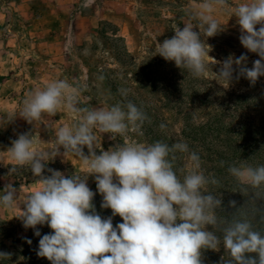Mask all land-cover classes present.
<instances>
[{
	"label": "rangeland",
	"instance_id": "374dc122",
	"mask_svg": "<svg viewBox=\"0 0 264 264\" xmlns=\"http://www.w3.org/2000/svg\"><path fill=\"white\" fill-rule=\"evenodd\" d=\"M207 2L0 0V121L5 122L0 126V197L8 184L17 189L16 206L0 207V252L11 254L9 258H0V264H51L37 255L40 237L34 235V229L25 228L18 218L26 197L40 187L39 178L28 166L9 172L15 165L8 149L23 133L33 135L36 150L53 149L57 131L81 120L80 115L66 107L59 109L54 117L46 115L32 124L19 116L30 93L57 80L79 90L81 108L108 110L131 101L147 115L142 134L130 130L127 135L112 139L111 134L97 130V155L101 150L131 141L145 145L156 141L169 145L182 142L190 152L198 154L200 171L218 181L209 183L202 191L222 200L216 210L218 224L213 229L207 226V230L221 236L220 249L204 250L202 264H223L228 259L222 229L228 222L241 218L243 212L233 209L246 208L247 201L264 206V185L252 187L228 171L231 166L252 167L253 159L264 157L263 152L250 156L263 150L261 146L255 152L249 150L261 143L256 137L253 139V134L259 137L264 134V77L254 85L240 77L226 88L219 84L218 78L212 80L211 69L218 72L219 64L212 65L206 76L194 78L186 69L158 55L156 45L171 38L176 25L182 29L191 24L211 47L210 57L222 62L229 56L235 59L246 54L247 66L251 68L259 57L241 45L240 26L233 15L235 8L248 0H227L228 7L213 8L211 17L221 26V31L213 37H206V25L199 15ZM13 112L17 116L7 122ZM161 124L166 125L163 130ZM241 129L245 130L242 135ZM63 151L61 148V155L46 167L66 177L86 178L87 169L81 159ZM83 151L88 154L86 147ZM244 153H248L250 163L243 157ZM176 157L174 170L183 180L191 170V162L188 153L177 152ZM259 164L264 165V160ZM87 185L96 193L93 199L96 212L102 218L111 216L110 209L101 208L102 196L96 190L94 177H88ZM251 198L254 200L249 201ZM231 201H235V206ZM112 222L115 226L122 220L115 216ZM37 228L41 236L51 232L46 224Z\"/></svg>",
	"mask_w": 264,
	"mask_h": 264
},
{
	"label": "clouds",
	"instance_id": "9594fccd",
	"mask_svg": "<svg viewBox=\"0 0 264 264\" xmlns=\"http://www.w3.org/2000/svg\"><path fill=\"white\" fill-rule=\"evenodd\" d=\"M228 6L227 0H209L203 5L199 15L206 25V37L221 31L211 17L213 8ZM233 15L240 26L241 45L259 57L251 68L247 66L246 54L235 59L229 56L222 62L210 57L211 47L191 24L182 29L176 25L171 38L156 42L157 54L186 69L194 78L206 76L212 65L219 64L218 72L211 69V73L212 80L218 78L221 86L227 88L240 77L254 85L264 77V0L241 3ZM78 94L75 86L63 80L30 93L19 112L29 124L46 115L54 117L63 107L80 115L81 120L57 131L53 149L36 150L30 133L20 134L8 149L15 165L9 172L28 166L40 181V187L26 197L18 216L25 228L34 229V235L40 237L37 255L51 264H202V252L218 251L221 245V236L207 230V226L213 229L218 224L216 210L222 200L202 191L218 181L200 171V157L182 142L169 145L156 141L145 145L131 141L101 150L97 155V130L111 134L112 139L127 135L130 130L142 134L148 117L131 101L108 110L81 108ZM16 116L15 112L9 114L7 122ZM3 124L0 121V126ZM165 127L160 125L162 130ZM61 148L81 159L87 169L86 178L66 177L46 167L61 155ZM177 152L188 153L191 162V170L183 180L174 170ZM45 171L50 174L44 175ZM228 171L252 187L264 185V165L231 166ZM89 176L94 177L96 190L102 196L101 208L111 210L107 218L96 212V193L87 185ZM4 190L0 207L12 209L16 206L17 189L8 184ZM230 204L235 206V201ZM115 216L122 222L113 226ZM45 224L51 232L41 236L37 226ZM27 243L31 244V240ZM222 243L228 252L223 264H264V233L255 230L248 220L228 222L222 229ZM10 255L0 252V258Z\"/></svg>",
	"mask_w": 264,
	"mask_h": 264
},
{
	"label": "trees",
	"instance_id": "16d2710c",
	"mask_svg": "<svg viewBox=\"0 0 264 264\" xmlns=\"http://www.w3.org/2000/svg\"><path fill=\"white\" fill-rule=\"evenodd\" d=\"M241 130L242 131H241V134L240 135H242V133L245 132V130H243V129H241ZM249 135L250 134H248L247 136H249ZM253 135H254L253 136V139L256 137L257 138V141L259 140V141H261V143H260V145H258L255 148H252L251 147L249 150L251 152H255V151H257L259 149L260 146L263 148V150L257 151L255 153H251L250 156H252L254 154H256L257 156H259L260 153H262V152L264 153V134L262 136H260V137L257 134H255V133ZM247 156H248V153H244L243 154V157H246V159H247ZM263 158L264 157H256L255 159H253L252 161H255V162H254V165H252V167L254 166L253 168H255V167H258V166L263 165V164H259L260 161H263L264 160ZM249 161H250V158L248 157L247 162H249ZM253 200H254V198H251V200H249V201H253ZM245 205H246V208L241 209V207H235L233 209L237 213H239L240 211L243 210V212H242V217L243 218L242 217L241 218H238V220L246 219V220H248L252 224V226H253V228L255 230H258L261 233H264V208H263L264 206H262L263 204H261V205L258 204L256 206L255 204L253 205V204H251V203H249L247 201ZM245 211H247L248 214ZM240 216L241 215H239V217ZM209 255H211V252L209 253ZM252 255H255V254H252ZM215 258H218V257L215 256Z\"/></svg>",
	"mask_w": 264,
	"mask_h": 264
}]
</instances>
